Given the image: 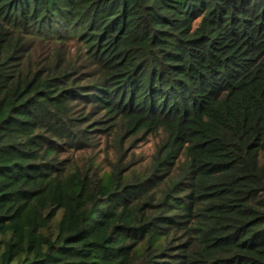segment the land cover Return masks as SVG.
I'll list each match as a JSON object with an SVG mask.
<instances>
[{"label":"trees","instance_id":"1","mask_svg":"<svg viewBox=\"0 0 264 264\" xmlns=\"http://www.w3.org/2000/svg\"><path fill=\"white\" fill-rule=\"evenodd\" d=\"M0 264H264V0H0Z\"/></svg>","mask_w":264,"mask_h":264},{"label":"rangeland","instance_id":"2","mask_svg":"<svg viewBox=\"0 0 264 264\" xmlns=\"http://www.w3.org/2000/svg\"><path fill=\"white\" fill-rule=\"evenodd\" d=\"M115 131L116 133L119 132L118 129H115ZM157 142V137L147 135L136 137L134 142L125 141L122 150L123 152L125 151L122 157V166L125 167L128 164H131L137 168L141 165H145L153 154ZM96 144L93 153H87L86 155L94 157L96 162L100 163L99 168L107 171L111 169L112 165L118 158L113 137L107 138L106 140V138L102 136Z\"/></svg>","mask_w":264,"mask_h":264}]
</instances>
